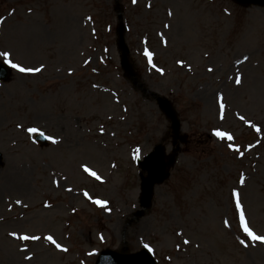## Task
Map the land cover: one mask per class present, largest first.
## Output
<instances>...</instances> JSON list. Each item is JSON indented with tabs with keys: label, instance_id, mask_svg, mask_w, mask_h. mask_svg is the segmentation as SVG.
<instances>
[{
	"label": "rangeland",
	"instance_id": "1",
	"mask_svg": "<svg viewBox=\"0 0 264 264\" xmlns=\"http://www.w3.org/2000/svg\"><path fill=\"white\" fill-rule=\"evenodd\" d=\"M118 15L140 82L171 100L187 136L141 213L134 156L157 142L169 151L171 129L154 98L123 76ZM0 18V50L22 66L43 65L39 73L10 67L0 81V264H94L102 250L145 245L157 264H264V243L245 237L232 196L235 189L249 227L264 235L262 7L232 0H0ZM30 127L57 142L39 146ZM215 129L233 140L214 136ZM10 232L41 239L21 241ZM48 235L67 251L43 239Z\"/></svg>",
	"mask_w": 264,
	"mask_h": 264
},
{
	"label": "water",
	"instance_id": "2",
	"mask_svg": "<svg viewBox=\"0 0 264 264\" xmlns=\"http://www.w3.org/2000/svg\"><path fill=\"white\" fill-rule=\"evenodd\" d=\"M240 4H257L264 6V0H234ZM117 46L121 48L124 52H126L125 45L123 44V40L120 37V41L117 43ZM122 66L127 70V75H132L130 70V66L125 60L122 61ZM7 75V70L0 66V77L4 78ZM160 108L171 118L172 120V129L174 132V143L175 139L184 140V136L178 134V122L175 119L174 113L170 109L169 102L162 98H157ZM42 139V137H39ZM43 142V141H42ZM176 149L169 156H164L162 148L160 146H156L154 151H152L149 155H147L143 161L140 162V166L142 169L147 171L146 176H141V192L139 196V202L141 206L146 207L151 199V194L153 190V186L155 183L160 182L165 175L167 174L166 169L171 166L173 163L174 155ZM1 159V155H0ZM97 264H154L151 256L145 251L142 250L135 254H130L127 256L119 255L113 251H106L102 253V260Z\"/></svg>",
	"mask_w": 264,
	"mask_h": 264
},
{
	"label": "snow or ice",
	"instance_id": "3",
	"mask_svg": "<svg viewBox=\"0 0 264 264\" xmlns=\"http://www.w3.org/2000/svg\"><path fill=\"white\" fill-rule=\"evenodd\" d=\"M136 0H133V3H135ZM30 11V10H29ZM168 15L171 16L172 13L171 11L168 12ZM2 19V18H0ZM165 28L169 27V25L165 24L164 25ZM144 56L148 58V62L150 64H152V56H153V53H151L150 51H148L147 49H145L144 51ZM11 56H12V53L8 50H0V59H2L3 63L9 65L11 68L15 69L16 71H18L19 73H39L42 68H43V65H40V67H26V66H22L20 63L18 62H13V60L11 59ZM247 59V58H245ZM85 64L89 63L88 60H85L84 61ZM177 63H182V61H177ZM237 63H239V61H237ZM153 67H155V65L153 64ZM156 71L157 72H160L161 74H163V69L161 68H156ZM209 72L212 71L211 68L208 69ZM235 83L237 85H239L241 83V78L240 76L237 74V76L235 77ZM93 87H95V85H93ZM218 99H222V98H218ZM219 107H220V110H221V119H223V110H224V107L225 105L223 104V102H220L219 104ZM241 121L245 122V123H248L247 120H245V117L243 116H239L238 117ZM255 127V125H253ZM17 127H20V125H17ZM27 131L29 133H38L39 135L43 136L44 133L43 132H40L37 128L35 127H30L27 129ZM102 131V129H101ZM257 131H259V128H257ZM213 135L220 138V139H227L229 141L233 140V136L226 132V131H220L218 129H215L213 131ZM47 139H50L52 140V143H56L57 141L55 139H53L52 137H46ZM227 147L230 149V150H233V151H236L237 149H235L233 147V145L230 143L227 145ZM138 151V150H137ZM240 155L243 156V152H240ZM81 167L83 168V171L88 173L90 176L94 177L95 179L97 180H100L101 178L96 174V172L94 171H91L86 165H81ZM241 184L244 183V177L243 175H241L240 177V181H239ZM55 183V181L53 182ZM88 194L85 193V196H87ZM232 196L235 199V208H236V212L238 213V216H239V227L240 229L243 231L245 237L247 239H250V240H253V241H259L261 243H264V235H257L254 233V231L249 227L248 223L246 222V218H245V213L243 211V207H242V204L240 203V200H239V193L233 189L232 191ZM17 204L20 203L19 200L16 201ZM93 203L97 204V205H100L101 207H104V205L107 203L106 201H102V200H94ZM49 205L47 204V202H45V207H48ZM224 226L225 227H229V224L227 221L224 222ZM9 236H13V237H16L18 240H21V241H38L41 239V237L39 236H36V235H19L17 236V234L15 232H10L8 234ZM43 239L51 242L52 244L55 245V247L57 249H60L61 251H67V249H64L62 248V246L59 244V243H56V241L53 239V237L51 235H48V236H45L43 237ZM184 244H188L189 241L187 239H185L183 241ZM239 243L241 245H244L245 244V240H240ZM146 248H148L149 246L148 245H145ZM21 252H23L25 249L24 248H20L19 249ZM149 250L151 251V249L149 248ZM25 260H29L31 259V256H25L24 257Z\"/></svg>",
	"mask_w": 264,
	"mask_h": 264
}]
</instances>
